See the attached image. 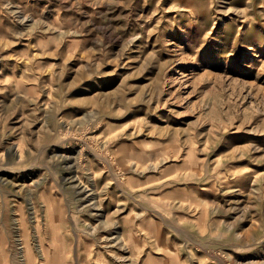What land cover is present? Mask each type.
Wrapping results in <instances>:
<instances>
[{"label":"rangeland","instance_id":"1","mask_svg":"<svg viewBox=\"0 0 264 264\" xmlns=\"http://www.w3.org/2000/svg\"><path fill=\"white\" fill-rule=\"evenodd\" d=\"M0 264H264V0H0Z\"/></svg>","mask_w":264,"mask_h":264}]
</instances>
